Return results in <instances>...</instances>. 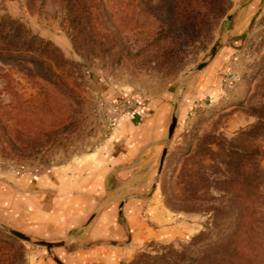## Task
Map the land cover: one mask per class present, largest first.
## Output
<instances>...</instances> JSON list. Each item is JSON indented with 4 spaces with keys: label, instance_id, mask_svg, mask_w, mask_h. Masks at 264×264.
Returning <instances> with one entry per match:
<instances>
[{
    "label": "rangeland",
    "instance_id": "1",
    "mask_svg": "<svg viewBox=\"0 0 264 264\" xmlns=\"http://www.w3.org/2000/svg\"><path fill=\"white\" fill-rule=\"evenodd\" d=\"M89 4L75 1L77 12L68 16L61 0H0V15L40 39V58L61 66L65 81L60 90L44 78L47 66L0 61V181L39 178L103 150L115 128L104 102L134 97L158 107L169 95L176 125L138 165L141 173L150 169L149 178L110 183L130 187L126 200L154 195L172 216L198 225L193 235L148 242L121 263L145 255L154 261L146 264H161L169 249L181 250L210 227L207 200L223 195L220 182L229 176L223 162L232 150L246 153L232 139L264 109V0H222L207 27L177 36L168 30L166 0H96L97 10ZM224 48H231L227 59L213 68ZM257 143L264 171V138ZM258 204L264 212V200ZM10 231L19 232L0 224V264H33L46 247Z\"/></svg>",
    "mask_w": 264,
    "mask_h": 264
},
{
    "label": "crops",
    "instance_id": "2",
    "mask_svg": "<svg viewBox=\"0 0 264 264\" xmlns=\"http://www.w3.org/2000/svg\"><path fill=\"white\" fill-rule=\"evenodd\" d=\"M230 49H223L213 68ZM169 99L157 107L155 100L137 98L138 110L122 117L103 150L84 161L14 184L0 181V224L38 240L64 242L38 249L33 264H121L148 242L198 232L197 224L172 216L154 195L126 200L130 187L110 184L149 178L150 169L141 173L138 165L150 161L168 133L174 107Z\"/></svg>",
    "mask_w": 264,
    "mask_h": 264
},
{
    "label": "trees",
    "instance_id": "3",
    "mask_svg": "<svg viewBox=\"0 0 264 264\" xmlns=\"http://www.w3.org/2000/svg\"><path fill=\"white\" fill-rule=\"evenodd\" d=\"M75 1H87L88 7L99 8L96 0H61L68 16L77 12L73 10ZM221 1L166 0L170 35L190 34L195 29L207 27L211 18L222 9ZM37 41L40 39L22 22L0 15V61L16 60L47 66L44 78L63 90V68L54 66V70L40 58V52L35 49ZM256 115L257 122L232 139L238 146L244 144L249 149L245 154L232 150L223 162L229 176L220 182L223 195L207 200L211 205L206 208L212 216L210 227L181 250L169 249L166 261L161 264H264V212L258 206L259 200H264L260 193L264 183V171L260 167L263 151L257 143L258 139L264 138V109ZM151 259L141 255L134 264L154 263Z\"/></svg>",
    "mask_w": 264,
    "mask_h": 264
},
{
    "label": "built area",
    "instance_id": "4",
    "mask_svg": "<svg viewBox=\"0 0 264 264\" xmlns=\"http://www.w3.org/2000/svg\"><path fill=\"white\" fill-rule=\"evenodd\" d=\"M108 121L112 127L116 126L120 119L131 112H136L139 108L138 101L133 98L126 97L121 100H109L104 102Z\"/></svg>",
    "mask_w": 264,
    "mask_h": 264
},
{
    "label": "water",
    "instance_id": "5",
    "mask_svg": "<svg viewBox=\"0 0 264 264\" xmlns=\"http://www.w3.org/2000/svg\"><path fill=\"white\" fill-rule=\"evenodd\" d=\"M219 44H217L210 52V57H212L215 53H216V50L218 48ZM207 62L204 61L202 62L198 67H197V70H200L202 68H204L206 66ZM176 125V118L173 117L172 120H171V124L169 126V130H168V138L171 137L172 133H173V130H174V127ZM166 154V150H163V153H162V156H161V160L160 162L162 163L163 162V159H164V156ZM10 233L21 239V240H25V241H33L41 246H45L46 248H48L49 250L52 249L53 247H57V246H60V245H63L64 242L63 241H56V242H49V241H43V240H38V239H35V238H32V237H27L25 236L24 234H21L19 232H16V231H10Z\"/></svg>",
    "mask_w": 264,
    "mask_h": 264
}]
</instances>
